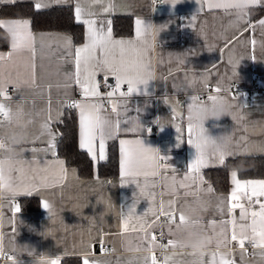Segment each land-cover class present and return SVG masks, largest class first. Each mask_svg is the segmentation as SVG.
I'll return each mask as SVG.
<instances>
[{
  "label": "crops",
  "instance_id": "crops-1",
  "mask_svg": "<svg viewBox=\"0 0 264 264\" xmlns=\"http://www.w3.org/2000/svg\"><path fill=\"white\" fill-rule=\"evenodd\" d=\"M230 2L164 0L159 6L154 0H102L100 4L93 0H16L33 4L37 10L71 5L75 18L79 3L85 10L81 20L76 19L84 28V40L79 44L66 32L33 30L30 18H0V27L9 35V47L0 49L4 57L0 59V92L14 89L0 99L12 117L9 120L0 114V162L10 183V188L0 185V264H47L57 259L61 264L67 256L80 257L83 263L86 259L88 264H151L152 257L157 264H264V247L258 246L264 218L257 216L253 223L251 216L253 211L260 212V205L249 206L242 200L248 215L241 220L240 209L230 211L229 196L234 187L231 176L225 192L218 191L206 178V171L225 167L230 158L264 155V89L257 88L264 87V25L260 24L264 15L255 20L250 16L252 9L264 8V0L251 3L243 20L224 7ZM1 4L14 3L0 0ZM109 4L111 10L104 11ZM115 16L133 18L132 35L115 34ZM89 18L96 21L97 28L103 24L107 31L110 27L113 40L133 42L126 46L125 59L134 60L139 55L144 65L142 75L148 80L146 93L140 85L136 92L121 96L120 92L127 93V83L115 90V76L96 67L100 94L88 98L82 95L75 82L74 53L88 43L83 20ZM17 20L30 21L34 52L27 48L13 50V33L19 29L12 22ZM137 20L143 22L139 38ZM66 38L71 39V47L66 45ZM108 59L119 64V49H113ZM84 75L82 65L81 77ZM103 80L111 87L103 90ZM109 92L114 94L109 97ZM211 96L227 99L233 113L232 118L209 120L205 126L214 136L231 133L232 147L223 163L208 155L207 166L200 172L202 180L192 183L184 179L197 155L188 142L189 105L195 108L208 104ZM74 102L86 110L94 104L102 106L100 115L108 122L103 127L106 155L108 159L109 144L116 142L118 176L98 175L99 163L107 161L99 158V135L95 160L80 147L93 161L94 175L90 178L81 177L77 168L67 166L58 155L61 133L55 125L68 109L74 108L78 115L80 146V109L69 107ZM49 114L54 148L41 128ZM121 141L133 143L122 146ZM135 141L157 150L153 154L157 159L151 166L142 165L135 178L125 177L121 149H136ZM153 171L156 175H151ZM237 178L242 182L262 180ZM246 187L250 192L251 186ZM259 199L264 202V197ZM35 200L39 201L37 209L23 208ZM44 202L50 209L43 207ZM161 206L163 212L159 211ZM150 209H156L157 215ZM130 210L134 218L125 231L124 220ZM181 215L185 221L191 217L195 230L214 237V243L201 250L186 246ZM233 219L235 225L229 223ZM155 230L162 231L168 241H153ZM233 232L235 240L231 239ZM248 237L255 242L252 248L248 247Z\"/></svg>",
  "mask_w": 264,
  "mask_h": 264
},
{
  "label": "snow or ice",
  "instance_id": "snow-or-ice-1",
  "mask_svg": "<svg viewBox=\"0 0 264 264\" xmlns=\"http://www.w3.org/2000/svg\"><path fill=\"white\" fill-rule=\"evenodd\" d=\"M12 3H15L16 0H11ZM102 0H93V3L100 4ZM175 3V0H172ZM252 3L258 2V0H251ZM38 8L41 6L39 2L36 5ZM111 4L104 8V11H110ZM85 10L80 7L79 3L77 4L75 13L77 21H80L82 16L84 15ZM91 16V13H88ZM13 25L19 29V32L13 33V43L12 48L14 51L27 48L29 51L34 52L35 48L31 45L35 41V37L30 31V21H13ZM83 23L87 25V38L88 43L84 44L82 47L75 49V60L74 63L76 65V73H75V82L80 85L82 95L86 98L88 97H98L99 90L98 85L95 82V68L100 67L101 70L105 71L106 74L110 73L116 78V85L115 90H119L121 85L127 83V93L120 92L121 96L132 94L138 90L140 85H144V91H147L148 80L145 79L142 75V70L144 65L142 64L139 55L137 54V58L134 60H126L125 59V52L126 46L132 45V41H125V40H113L111 34V28L108 27L107 31L104 30V26L102 24L101 27L97 28L96 21L93 19H84ZM142 21L137 20V37L139 38L143 34L142 30ZM110 24V22H109ZM261 25H264V20L260 21ZM66 45L71 47V39L66 38ZM119 49V64H113L109 61L108 57L112 53L113 49ZM99 51L100 55L97 56V52ZM11 56V53H9ZM0 59H4L2 55H0ZM91 61H95V65L91 64ZM83 65V71L85 75L83 78L81 77V66ZM217 92L220 91L219 88L216 89ZM114 93L109 92L108 96L111 97ZM0 95H4L3 92H0ZM218 97L211 96L209 99L211 101H215ZM195 100V97H193ZM69 107H75L80 109V147L82 149H86L88 153L91 155L92 159L95 160L97 158L96 154V140L97 136L99 135V158L101 160L107 159L106 155V145H105V137L103 133V125H102V117L100 115V105H92L90 109H85V107L80 103H72ZM193 107L192 104L189 105V109ZM116 110V105L113 103V111ZM0 114H3L6 118L11 120L10 109L7 108L6 105L0 103ZM190 119V117H189ZM51 120V115L49 114L48 120H46L42 125L41 128L43 133H46L50 139L48 143L55 147V135L53 134L49 121ZM158 123V121H157ZM119 128V122H117V130ZM179 131V128H177ZM204 131L203 127L197 129L196 126L193 124L188 125V133H189V143L195 147L196 149V157L191 162L190 171L187 176H185V180H190L192 183H196L198 180H202L200 176L201 169L207 166V156L205 153L201 151V145L198 142L197 137ZM128 141H121V145H125ZM138 147L134 150L124 149L122 147L121 151L123 154V159L121 161L122 173L125 177H133L135 178L137 175L140 174L138 169L142 166L147 164L151 166V162L157 159L156 155H153L157 150L149 147H145L143 141H135L134 142ZM3 147V144L0 143V148ZM229 153H219V154H212V156L216 157L220 163H223L225 160L226 155ZM162 159V157H161ZM63 164V162H60ZM144 175H148L147 172ZM151 175H156V172L153 171ZM231 182L234 187L231 190L229 201L230 203V211L234 209H240V219L244 220L248 215L247 209L245 204L241 202L242 200H246L249 206L253 204L260 205V212L257 213L253 211L251 216L253 217V223H255V218L260 216L264 218V202L260 201V197H264V180H246L241 181L237 178V172H231ZM173 184H176L175 178H173ZM0 185L4 188H10L9 180L3 174V164L0 162ZM180 186H185L183 182H180ZM246 186H251V191L247 190ZM211 191V189H209ZM255 198V199H254ZM43 207L45 209H50V205L47 202H44ZM16 212L20 211L19 206L16 207ZM150 212L154 216L157 215L156 209H150ZM163 212V207L161 206L160 210ZM167 215H171V213H165ZM147 215V214H145ZM134 218V213L129 212V215L124 220V229L125 231L129 228L130 221ZM138 220H143V217H137ZM180 221L183 223L185 221V217L183 215L180 216ZM235 225V219L230 221ZM143 228V225H142ZM255 231V229H254ZM260 241L258 246L264 247V233H260ZM237 237L233 232L231 239L235 240ZM154 241L155 237H151ZM225 240H227V236H225ZM169 243L175 246L174 241H169ZM241 246H243V239L240 240ZM167 260V258H166ZM47 264H59V260H50L47 261ZM84 264H88V261L85 259ZM151 264H157L155 257L151 258ZM224 264H231L230 261H225Z\"/></svg>",
  "mask_w": 264,
  "mask_h": 264
},
{
  "label": "trees",
  "instance_id": "trees-1",
  "mask_svg": "<svg viewBox=\"0 0 264 264\" xmlns=\"http://www.w3.org/2000/svg\"><path fill=\"white\" fill-rule=\"evenodd\" d=\"M264 15V8L252 9L250 16L255 20ZM0 18H30L35 31H60L72 35L75 44L84 40V28L76 21L71 5L54 6L49 9L37 10L30 3H14L0 5ZM114 32L117 36H130L133 33V18L131 16H115ZM9 47V35L0 27V49ZM61 133L58 142V155L67 166L75 167L81 177L90 178L94 175L93 161L89 154L82 150L78 141V115L74 108L68 109L62 120L55 125ZM119 149L116 142L108 147V159L98 165V175L112 177L119 175ZM236 171L241 179L264 180V155H253L230 158L223 168L206 171V178L214 184L218 191H228L231 172ZM23 203L27 200H21ZM39 201L24 209H37ZM61 264H84L77 256H67Z\"/></svg>",
  "mask_w": 264,
  "mask_h": 264
},
{
  "label": "clouds",
  "instance_id": "clouds-1",
  "mask_svg": "<svg viewBox=\"0 0 264 264\" xmlns=\"http://www.w3.org/2000/svg\"><path fill=\"white\" fill-rule=\"evenodd\" d=\"M251 0H231V2L224 7L231 8L234 15L239 20H243L247 15V9L251 4ZM150 76V73H149ZM233 113L232 104L223 97H218L215 101H211L205 105H198L190 109L189 117L190 123L199 129L203 127L204 131L197 137L201 145V151L206 155L226 153L232 147L231 133L223 135H212L206 125L209 120L220 121L224 117H231ZM103 127H107V121L102 118ZM184 232L183 243L193 250H201L207 248L214 243V237H209L207 234L199 233L195 230L194 223L191 217L186 219L182 225ZM21 246V245H20ZM22 247V246H21ZM128 245L125 243V248Z\"/></svg>",
  "mask_w": 264,
  "mask_h": 264
},
{
  "label": "built area",
  "instance_id": "built-area-1",
  "mask_svg": "<svg viewBox=\"0 0 264 264\" xmlns=\"http://www.w3.org/2000/svg\"><path fill=\"white\" fill-rule=\"evenodd\" d=\"M154 4H155V5L162 6V5H164V0H154ZM109 87H111V85L109 84L108 81L103 80V81L101 82V88H102L103 90H106V89H108ZM257 88H258L259 90H260V89H264V87H260L259 85H257ZM13 91H14L13 87H8V88H6L5 90L1 91V92L4 93V95H0V99L6 97V96H8V95H11V94L13 93ZM205 98H206V95H203V96H202V99H205ZM109 109H111V108H109ZM1 116H4V115L1 114ZM149 127H151V125H149ZM162 163H163V164H166L167 162H166V161H162ZM168 216H170V215H168ZM152 236L155 237V240L165 241V242L168 241V238H167V237L162 233V231H160V230H155V231H153ZM247 240H248V247H249V248H252V247L255 246V242L252 240V237H248ZM105 248H106V247H103V249H105Z\"/></svg>",
  "mask_w": 264,
  "mask_h": 264
},
{
  "label": "water",
  "instance_id": "water-1",
  "mask_svg": "<svg viewBox=\"0 0 264 264\" xmlns=\"http://www.w3.org/2000/svg\"><path fill=\"white\" fill-rule=\"evenodd\" d=\"M108 80H110V82H113V79L112 78H109Z\"/></svg>",
  "mask_w": 264,
  "mask_h": 264
}]
</instances>
